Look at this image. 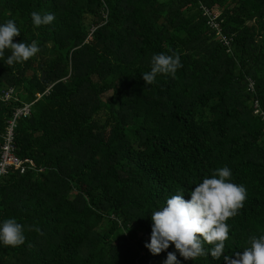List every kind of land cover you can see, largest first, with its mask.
<instances>
[{
    "label": "trees",
    "instance_id": "trees-1",
    "mask_svg": "<svg viewBox=\"0 0 264 264\" xmlns=\"http://www.w3.org/2000/svg\"><path fill=\"white\" fill-rule=\"evenodd\" d=\"M199 4L220 14L229 50ZM33 11L55 20L36 27ZM9 19L14 42L40 51L0 59V93L12 86L18 97L0 100V143L13 108L34 101L14 141L29 162L0 181V223L16 219L26 239L0 243V264H163L168 252L180 264H227L264 235V125L252 107L256 97L264 108V0H0V24ZM173 52L175 76L146 84L152 56ZM224 166L247 189L226 221L224 256L185 260L174 245L151 254V212L179 191L190 199Z\"/></svg>",
    "mask_w": 264,
    "mask_h": 264
},
{
    "label": "clouds",
    "instance_id": "clouds-1",
    "mask_svg": "<svg viewBox=\"0 0 264 264\" xmlns=\"http://www.w3.org/2000/svg\"><path fill=\"white\" fill-rule=\"evenodd\" d=\"M31 18L33 25L39 27L51 24L55 15L33 11ZM20 34L14 20L0 24V59L4 58L6 50H10L5 61L7 66L26 62L40 51L35 40L30 44L14 42L13 38ZM181 67L180 56L175 52L171 55L154 54L151 70L142 73V78L146 84L152 85L158 74L175 76ZM231 177L227 166L218 168L210 177L195 183L190 199L186 200L184 191H179L166 200L165 206L151 212L150 242L145 243L151 254L158 255L174 245L185 260H196L208 256L209 252L214 259L224 256L225 242L229 238L226 221L238 215L247 199L246 187L231 182ZM29 230L42 234L39 227H30ZM25 239L24 226L16 219L9 218L0 223V243L4 246L18 247L25 243ZM249 243L250 246L242 253L237 252L235 258L224 256L227 264H264V235L251 237ZM205 245L211 247L205 248ZM163 264H180L176 252H168Z\"/></svg>",
    "mask_w": 264,
    "mask_h": 264
},
{
    "label": "built area",
    "instance_id": "built-area-1",
    "mask_svg": "<svg viewBox=\"0 0 264 264\" xmlns=\"http://www.w3.org/2000/svg\"><path fill=\"white\" fill-rule=\"evenodd\" d=\"M199 10L201 16L205 19L206 25L210 30L214 31L215 36L219 38L220 42L227 47V50L230 49L232 36H228L222 31L223 19L219 17L216 11L211 10L199 4ZM102 21L100 25H103L107 22L108 12L104 10L101 12ZM96 29V27H91L90 34ZM246 91L250 94H255V80L251 77L246 79ZM39 97L40 94H37ZM17 100L18 97L15 94V89L12 86L7 87L0 93V100L8 102L9 100ZM34 101H24L21 104L15 106L11 113L10 118L6 121L4 131L1 134V143H0V181L3 176L9 173L11 168H24L25 163L29 162L20 159L16 155V146L14 145L15 141V129L19 120L27 118L31 114V108ZM253 113L259 117L262 124L264 125V108L260 106L258 98H253L252 100Z\"/></svg>",
    "mask_w": 264,
    "mask_h": 264
},
{
    "label": "rangeland",
    "instance_id": "rangeland-1",
    "mask_svg": "<svg viewBox=\"0 0 264 264\" xmlns=\"http://www.w3.org/2000/svg\"><path fill=\"white\" fill-rule=\"evenodd\" d=\"M110 95V92H107L103 95V99H107V97Z\"/></svg>",
    "mask_w": 264,
    "mask_h": 264
},
{
    "label": "water",
    "instance_id": "water-1",
    "mask_svg": "<svg viewBox=\"0 0 264 264\" xmlns=\"http://www.w3.org/2000/svg\"><path fill=\"white\" fill-rule=\"evenodd\" d=\"M42 79H43V77H42Z\"/></svg>",
    "mask_w": 264,
    "mask_h": 264
}]
</instances>
